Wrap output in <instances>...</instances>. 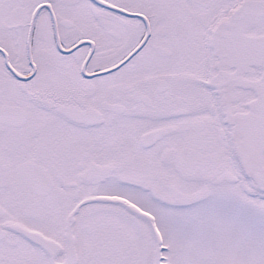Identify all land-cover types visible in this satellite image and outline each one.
Here are the masks:
<instances>
[{
	"label": "snow or ice",
	"instance_id": "obj_1",
	"mask_svg": "<svg viewBox=\"0 0 264 264\" xmlns=\"http://www.w3.org/2000/svg\"><path fill=\"white\" fill-rule=\"evenodd\" d=\"M0 264H264V0H0Z\"/></svg>",
	"mask_w": 264,
	"mask_h": 264
}]
</instances>
